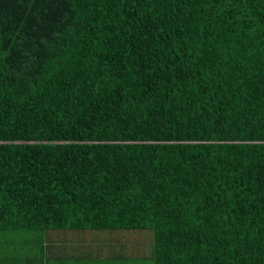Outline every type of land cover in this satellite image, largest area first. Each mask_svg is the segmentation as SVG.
<instances>
[{"label":"trees","instance_id":"trees-1","mask_svg":"<svg viewBox=\"0 0 264 264\" xmlns=\"http://www.w3.org/2000/svg\"><path fill=\"white\" fill-rule=\"evenodd\" d=\"M51 230L264 264V0H0V264Z\"/></svg>","mask_w":264,"mask_h":264},{"label":"rangeland","instance_id":"rangeland-1","mask_svg":"<svg viewBox=\"0 0 264 264\" xmlns=\"http://www.w3.org/2000/svg\"><path fill=\"white\" fill-rule=\"evenodd\" d=\"M19 235H31V232H16ZM38 233H34L36 235ZM41 238L46 239L45 246L49 244L53 249L52 255L45 247V260L47 264H73L75 260L58 259L54 261V251L61 253L69 252L71 241H77L78 244H83L93 252V259L88 260V264H153V232L145 231H47L39 233ZM72 237L74 239H72ZM72 239V240H71ZM71 240V241H70ZM76 243V244H77ZM76 248V246H73ZM102 249V251H101ZM112 254V255H111ZM115 256L116 259H111L109 256Z\"/></svg>","mask_w":264,"mask_h":264},{"label":"crops","instance_id":"crops-1","mask_svg":"<svg viewBox=\"0 0 264 264\" xmlns=\"http://www.w3.org/2000/svg\"><path fill=\"white\" fill-rule=\"evenodd\" d=\"M72 239H74V238L72 237ZM79 241L80 240H77V241L72 240L71 241V243H72L71 246H70V247H72L70 249L71 253H69V252L61 253L60 250L59 251H55V253H54V261H55V263H56V261L58 259H60V260L71 259V260H75L76 261V263H73V264H88V260L91 261L93 259L94 251L89 253L90 250H88V248L86 246H84L83 244H78L77 243ZM73 246H76V248H73ZM101 251H102V249H101ZM50 255H52V254H49L48 256H50ZM111 255L109 256V258H111V259H116L117 258V257L111 256Z\"/></svg>","mask_w":264,"mask_h":264}]
</instances>
